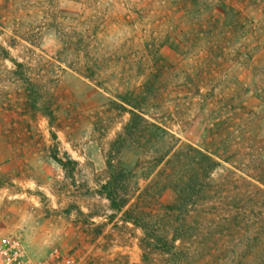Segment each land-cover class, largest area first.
<instances>
[{
    "label": "rangeland",
    "instance_id": "obj_1",
    "mask_svg": "<svg viewBox=\"0 0 264 264\" xmlns=\"http://www.w3.org/2000/svg\"><path fill=\"white\" fill-rule=\"evenodd\" d=\"M256 178L264 0H0V244L79 264L71 229L88 264H264Z\"/></svg>",
    "mask_w": 264,
    "mask_h": 264
},
{
    "label": "built area",
    "instance_id": "obj_2",
    "mask_svg": "<svg viewBox=\"0 0 264 264\" xmlns=\"http://www.w3.org/2000/svg\"><path fill=\"white\" fill-rule=\"evenodd\" d=\"M0 264H78V257L56 246L41 257H32L19 237H11L0 244Z\"/></svg>",
    "mask_w": 264,
    "mask_h": 264
},
{
    "label": "trees",
    "instance_id": "obj_3",
    "mask_svg": "<svg viewBox=\"0 0 264 264\" xmlns=\"http://www.w3.org/2000/svg\"><path fill=\"white\" fill-rule=\"evenodd\" d=\"M48 115V114H47ZM115 144L118 143V138L114 141ZM199 152V151H198ZM201 158H202V164L205 163V165L207 166V170H211L215 167L216 165V161L209 155H207L206 153H201ZM52 158L63 168V169H68L69 167H71L72 169L74 168L73 164L75 163L73 160L71 159H63L61 157L58 156V154L54 151L52 153ZM109 167H110V161H108ZM71 170V169H69ZM256 181H258L259 183L264 184V180L263 179H259L256 178ZM257 188H260L258 185H255ZM103 193V195L105 196V198L109 201L110 203V207L113 208L114 210H122L124 208L125 202L121 201L119 198V194L116 188V178L114 179H109L103 186H102V191H100ZM126 215H124L125 220H133V215H131V213L126 212ZM136 222H138V220H135ZM154 239L152 240L151 245L154 246L155 248L161 249V250H166L169 251L171 250V245L168 243L167 240H165L164 238H160V237H154ZM150 242V241H149Z\"/></svg>",
    "mask_w": 264,
    "mask_h": 264
},
{
    "label": "crops",
    "instance_id": "obj_4",
    "mask_svg": "<svg viewBox=\"0 0 264 264\" xmlns=\"http://www.w3.org/2000/svg\"><path fill=\"white\" fill-rule=\"evenodd\" d=\"M70 234H67L66 237H64V239L62 240L61 244L62 247L64 248H71L73 246H79V247H84V251H82L81 249V253H84L82 255V260L79 264H88V258L90 254H93L97 252V250L95 249L96 246V242L89 244L85 242H83V236L79 233V232H75L72 231L71 229H69ZM98 251H99V247H97ZM85 257V260L83 261V258Z\"/></svg>",
    "mask_w": 264,
    "mask_h": 264
}]
</instances>
